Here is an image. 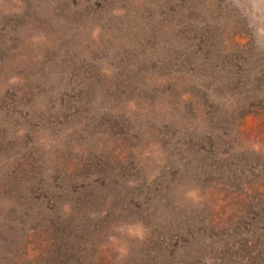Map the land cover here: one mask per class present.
Wrapping results in <instances>:
<instances>
[{"label": "rangeland", "instance_id": "rangeland-1", "mask_svg": "<svg viewBox=\"0 0 264 264\" xmlns=\"http://www.w3.org/2000/svg\"><path fill=\"white\" fill-rule=\"evenodd\" d=\"M0 264H264V0H0Z\"/></svg>", "mask_w": 264, "mask_h": 264}]
</instances>
